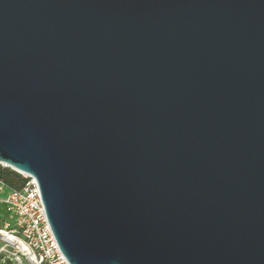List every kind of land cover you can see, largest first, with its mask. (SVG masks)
Here are the masks:
<instances>
[{
	"label": "water",
	"instance_id": "1",
	"mask_svg": "<svg viewBox=\"0 0 264 264\" xmlns=\"http://www.w3.org/2000/svg\"><path fill=\"white\" fill-rule=\"evenodd\" d=\"M70 264H264V0H0V165Z\"/></svg>",
	"mask_w": 264,
	"mask_h": 264
},
{
	"label": "built area",
	"instance_id": "2",
	"mask_svg": "<svg viewBox=\"0 0 264 264\" xmlns=\"http://www.w3.org/2000/svg\"><path fill=\"white\" fill-rule=\"evenodd\" d=\"M22 176L21 189L0 180V204L6 208L0 227V264H70L50 227L37 181Z\"/></svg>",
	"mask_w": 264,
	"mask_h": 264
},
{
	"label": "trees",
	"instance_id": "3",
	"mask_svg": "<svg viewBox=\"0 0 264 264\" xmlns=\"http://www.w3.org/2000/svg\"><path fill=\"white\" fill-rule=\"evenodd\" d=\"M0 180H3L12 189H21L25 183V178L17 172L8 173L0 166Z\"/></svg>",
	"mask_w": 264,
	"mask_h": 264
},
{
	"label": "rangeland",
	"instance_id": "4",
	"mask_svg": "<svg viewBox=\"0 0 264 264\" xmlns=\"http://www.w3.org/2000/svg\"><path fill=\"white\" fill-rule=\"evenodd\" d=\"M0 166H1V168L3 170L7 171L8 173L12 174L13 172H15L13 169H11V168H9L7 166H4V165H0ZM4 210H5L4 205L0 204V227H2L3 222L5 220V218H4Z\"/></svg>",
	"mask_w": 264,
	"mask_h": 264
},
{
	"label": "crops",
	"instance_id": "5",
	"mask_svg": "<svg viewBox=\"0 0 264 264\" xmlns=\"http://www.w3.org/2000/svg\"><path fill=\"white\" fill-rule=\"evenodd\" d=\"M5 207V206H4ZM5 210H6V208H5ZM5 210H4V218H5Z\"/></svg>",
	"mask_w": 264,
	"mask_h": 264
},
{
	"label": "bare ground",
	"instance_id": "6",
	"mask_svg": "<svg viewBox=\"0 0 264 264\" xmlns=\"http://www.w3.org/2000/svg\"><path fill=\"white\" fill-rule=\"evenodd\" d=\"M4 166H7V165H5V164H3Z\"/></svg>",
	"mask_w": 264,
	"mask_h": 264
}]
</instances>
